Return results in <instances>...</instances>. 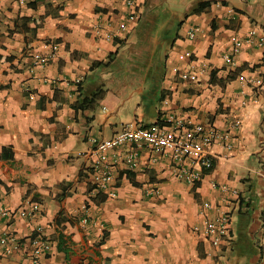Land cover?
I'll return each instance as SVG.
<instances>
[{
  "label": "crops",
  "instance_id": "0c3cea01",
  "mask_svg": "<svg viewBox=\"0 0 264 264\" xmlns=\"http://www.w3.org/2000/svg\"><path fill=\"white\" fill-rule=\"evenodd\" d=\"M135 1L0 0V239H26L12 254L0 243V264H35L37 227L49 244L40 264H264V45L244 46L236 68L224 61L236 38L264 32V0ZM53 42L57 58L31 71ZM243 78L262 80L256 99ZM168 114L230 132L234 148L213 145L214 167L195 185L144 148L136 170L114 166L115 197L96 190L90 139ZM213 183L238 192L217 248L195 230L204 201L212 215L222 205ZM31 202L41 210L28 219Z\"/></svg>",
  "mask_w": 264,
  "mask_h": 264
},
{
  "label": "built area",
  "instance_id": "2783aa9c",
  "mask_svg": "<svg viewBox=\"0 0 264 264\" xmlns=\"http://www.w3.org/2000/svg\"><path fill=\"white\" fill-rule=\"evenodd\" d=\"M21 4L27 3V0H18ZM45 1V0H33ZM127 6L135 5V0H125ZM201 31L199 26H192L188 31L189 39H195ZM98 35H103L107 39L116 35L111 30L101 31L97 28ZM103 33V34H102ZM246 45L263 46L264 32L258 28H252L243 38H236L233 42L230 52L224 55V61L228 66L236 68L238 61L237 56L242 48ZM59 53V45L57 43L49 44L47 53L35 52L32 55L31 71L35 68L44 67L54 61ZM184 77H188L187 74ZM196 79L195 75L190 76ZM253 89L254 98L256 99L262 86L261 79H242ZM240 122L237 120L233 123V128L238 129ZM93 143L91 155L94 157L92 165V183L95 189L107 193L110 197L116 196L114 166L123 162L129 170L138 168V160L141 149H149L157 155L167 157L172 162V169L178 180L188 184L195 185L200 182L204 175L209 173L214 167L213 156L210 148L215 144H222L231 151L234 148L232 135L228 131H222L214 125L192 124L189 120L168 114L162 122H158L148 127L139 125L136 121L124 124L121 131L108 139L97 140L91 138ZM124 154L119 153V149L127 148ZM157 161V157L153 158ZM214 188L222 192V205L215 208L209 201H204L200 215L202 223L195 226V230L201 231L214 247H219L230 235L231 226V210L230 205L238 192L226 184L213 183ZM149 195L159 194V189H149ZM85 211L83 223H89L87 214V205L83 204ZM41 210L38 202H31L30 208L21 211V216L33 219ZM14 213L8 210H1L3 217L11 218ZM16 214V213H15ZM19 215V214H18ZM26 239H21L14 233H6L0 239V243L5 246L7 254H12L24 247ZM31 249L33 262L40 264L42 258L49 250L48 241L44 238L43 228L37 227L27 239Z\"/></svg>",
  "mask_w": 264,
  "mask_h": 264
},
{
  "label": "rangeland",
  "instance_id": "374dc122",
  "mask_svg": "<svg viewBox=\"0 0 264 264\" xmlns=\"http://www.w3.org/2000/svg\"><path fill=\"white\" fill-rule=\"evenodd\" d=\"M172 0H159V2L161 3L160 7H162L163 9L167 8L168 6V2H171ZM169 18L171 17V15H168Z\"/></svg>",
  "mask_w": 264,
  "mask_h": 264
},
{
  "label": "trees",
  "instance_id": "16d2710c",
  "mask_svg": "<svg viewBox=\"0 0 264 264\" xmlns=\"http://www.w3.org/2000/svg\"><path fill=\"white\" fill-rule=\"evenodd\" d=\"M207 4L210 5L211 3H209V2L203 3L201 8H205V7H207Z\"/></svg>",
  "mask_w": 264,
  "mask_h": 264
}]
</instances>
